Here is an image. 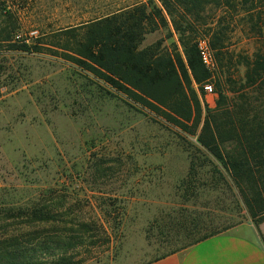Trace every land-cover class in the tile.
Instances as JSON below:
<instances>
[{
  "label": "rangeland",
  "instance_id": "374dc122",
  "mask_svg": "<svg viewBox=\"0 0 264 264\" xmlns=\"http://www.w3.org/2000/svg\"><path fill=\"white\" fill-rule=\"evenodd\" d=\"M132 1L32 0L17 16L19 35L73 27L93 15V6ZM241 18H234L235 28L227 33V53H264V29L251 33ZM164 34L149 35L144 44ZM0 67V198L14 207L54 203L56 222L32 229L64 241L82 238L66 253L75 264H147L185 251L193 236L162 232L155 223L184 209L217 216V231L253 237L264 247V221L251 218L226 172L218 183L209 174L200 179L195 199L180 198L195 137L121 94L102 98L94 86L82 89L84 74L61 57L7 52ZM243 73L238 66L232 78L239 81ZM225 76L220 73L222 82ZM204 98L213 108L214 88ZM45 191L52 192L48 199L41 196Z\"/></svg>",
  "mask_w": 264,
  "mask_h": 264
},
{
  "label": "trees",
  "instance_id": "16d2710c",
  "mask_svg": "<svg viewBox=\"0 0 264 264\" xmlns=\"http://www.w3.org/2000/svg\"><path fill=\"white\" fill-rule=\"evenodd\" d=\"M29 1L0 0V56L47 52L61 57L84 74L82 89L94 86L102 98L121 94L185 137H195L196 146L190 145L195 154L179 184L180 198L195 199L193 188L200 179L209 174L218 183L226 172L251 218L256 224L264 221V53L257 49L250 57L234 58L226 51L227 33L235 28L236 17L242 16L249 32L261 34L264 0L102 3L76 26L22 37L17 16L27 11ZM161 31L165 32L162 38L144 44L147 36ZM204 39L213 71L204 67L197 49ZM238 66L244 73L236 81L232 71ZM220 73L227 75L224 82ZM205 84H212L217 93L213 108L205 102ZM51 194L45 191L41 196L48 199ZM13 205L0 198V264H75L66 253L76 245L74 240L78 243L82 238L64 241L58 236L42 237L32 229L56 222L54 203ZM162 217L163 221L155 222L160 231L193 236L185 248L221 233L217 216L184 209ZM81 227L92 229L88 224Z\"/></svg>",
  "mask_w": 264,
  "mask_h": 264
},
{
  "label": "crops",
  "instance_id": "0c3cea01",
  "mask_svg": "<svg viewBox=\"0 0 264 264\" xmlns=\"http://www.w3.org/2000/svg\"><path fill=\"white\" fill-rule=\"evenodd\" d=\"M147 264H264V247L253 237L225 232Z\"/></svg>",
  "mask_w": 264,
  "mask_h": 264
},
{
  "label": "built area",
  "instance_id": "2783aa9c",
  "mask_svg": "<svg viewBox=\"0 0 264 264\" xmlns=\"http://www.w3.org/2000/svg\"><path fill=\"white\" fill-rule=\"evenodd\" d=\"M30 36H33V33L30 34ZM197 49L201 58V62L204 65V67L209 70L213 71L215 68L214 61L211 55V52L209 50V47L207 45L206 40H200L197 44ZM205 93H212L213 87L211 84H205L203 86Z\"/></svg>",
  "mask_w": 264,
  "mask_h": 264
}]
</instances>
